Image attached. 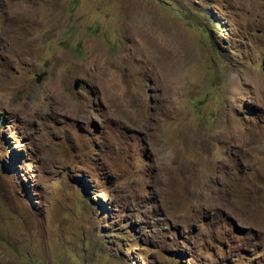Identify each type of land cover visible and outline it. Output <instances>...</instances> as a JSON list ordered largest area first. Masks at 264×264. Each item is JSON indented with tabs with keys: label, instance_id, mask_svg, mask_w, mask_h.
<instances>
[{
	"label": "rangeland",
	"instance_id": "obj_1",
	"mask_svg": "<svg viewBox=\"0 0 264 264\" xmlns=\"http://www.w3.org/2000/svg\"><path fill=\"white\" fill-rule=\"evenodd\" d=\"M260 186L264 0H0V264H264Z\"/></svg>",
	"mask_w": 264,
	"mask_h": 264
},
{
	"label": "bare ground",
	"instance_id": "obj_2",
	"mask_svg": "<svg viewBox=\"0 0 264 264\" xmlns=\"http://www.w3.org/2000/svg\"><path fill=\"white\" fill-rule=\"evenodd\" d=\"M147 123L148 122H146L145 125H147ZM232 135L235 138V140L238 141L237 136L235 134H232ZM219 136H224V132L220 133ZM220 168L227 169V170L230 169L229 167H223V166H221ZM245 178H246V176L244 174L238 175V174H234V173H232L230 171H228V174H218V173H216L214 176L211 177L210 180L207 181V188L209 189V191L211 193H214V194H217V195H224L225 193H229V192L234 193L240 188V183H242V181ZM188 187L190 188L191 184H189ZM260 187H262V186H260ZM251 189H252V187H251ZM262 189H264V186L262 187ZM221 197H223V196H221ZM241 205L245 206V207L247 205H251V209L252 210H251V213L249 215V219H250L251 222L258 223V222L261 221V216H259V213H260L261 210L264 211V197L259 199L258 201H257L256 198H254L253 201H242ZM263 222H264V219H263ZM263 222H262V224H263Z\"/></svg>",
	"mask_w": 264,
	"mask_h": 264
},
{
	"label": "water",
	"instance_id": "obj_3",
	"mask_svg": "<svg viewBox=\"0 0 264 264\" xmlns=\"http://www.w3.org/2000/svg\"><path fill=\"white\" fill-rule=\"evenodd\" d=\"M40 80V76L38 77L37 81ZM74 88H78V81L76 80L75 83H74Z\"/></svg>",
	"mask_w": 264,
	"mask_h": 264
}]
</instances>
